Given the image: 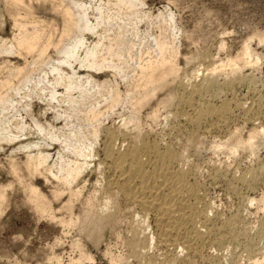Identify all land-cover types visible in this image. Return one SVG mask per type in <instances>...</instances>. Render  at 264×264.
I'll list each match as a JSON object with an SVG mask.
<instances>
[{
	"label": "bare ground",
	"instance_id": "bare-ground-1",
	"mask_svg": "<svg viewBox=\"0 0 264 264\" xmlns=\"http://www.w3.org/2000/svg\"><path fill=\"white\" fill-rule=\"evenodd\" d=\"M45 1L50 3L57 20L37 11L35 6L40 2L0 0V20L5 16L11 28L10 35H0V152L5 147L9 149L5 153L6 170L20 185L29 210L55 218L51 205L55 201V206L65 207L67 213L66 217L59 216L58 222L76 227L97 243L102 230L119 219L121 210L117 203L121 199L136 209L129 239L132 255L147 257L151 248L170 246L168 264H186L207 241L221 250L224 244H229L226 233L233 231L237 217L230 216L219 231L211 226L209 208L199 210L200 205L197 208L200 196L198 185L190 180L192 170L179 166L183 152L168 144L162 146L154 138L149 140L141 133L140 116L153 99L147 112L151 121H155L162 108L175 102V108L167 113L179 114L193 127L187 134V146L195 147L198 129L206 125L225 128L234 115L251 117L253 106L235 102L238 112L234 114L228 100L222 98L214 106L202 98L208 95L219 98L221 90L234 82L254 83L251 77L234 74L238 73L239 65L255 63L258 56L251 59L253 54L245 41L239 54L220 60L209 72L201 73L199 80L189 83V89L178 82L181 92L176 90V94L167 88L179 71L171 13L158 11L153 18L167 20L172 44L168 45L160 30L158 37L152 38L156 52L152 55L145 51L142 59L139 54L132 70H126L121 64L133 60V39L129 37L137 38L139 53V44L145 38L137 28L142 17L150 16L138 10L142 0H106L91 11L79 0H59L53 6L52 0ZM99 26L104 27L103 32H99ZM87 33L93 36L90 41ZM263 34H257L260 42H264ZM216 68L232 76L218 83L213 76ZM165 87L167 92L158 97L157 93ZM117 107L127 109L123 114L119 111L120 124L104 125ZM261 136L264 125L260 130L250 131L245 139L234 140L229 152L234 153L242 146L254 149L255 138ZM220 145L224 143L214 144ZM17 153L23 157H16ZM86 170L94 171L96 187L91 195L81 199L80 189L73 183ZM36 175L53 184L48 194L33 182ZM249 176L241 175L238 180L251 184L249 180L255 175ZM11 183L0 184V210L9 202L5 189ZM232 188L233 191L236 186ZM64 193L66 197L61 198ZM148 228H152V233L147 232Z\"/></svg>",
	"mask_w": 264,
	"mask_h": 264
},
{
	"label": "rangeland",
	"instance_id": "rangeland-1",
	"mask_svg": "<svg viewBox=\"0 0 264 264\" xmlns=\"http://www.w3.org/2000/svg\"><path fill=\"white\" fill-rule=\"evenodd\" d=\"M57 1L59 0H52V6ZM79 1L88 5L91 11L96 5L106 0H101V2L100 0ZM109 1L113 2L114 0ZM37 2L40 3L35 7L40 14L57 20V15L54 14L52 8H49L48 1L32 0V4ZM110 2L109 7L111 6ZM138 10L150 15L142 17L137 24L139 35H143L145 38L139 44L141 48L139 53L135 44L137 38L129 37L133 39L131 50L133 60L128 59L121 65L126 70H132L134 61L138 60L139 54L141 59L144 58L145 51L153 55L156 52V46L152 38L158 37L160 30L163 31L161 35L167 40L168 45L172 44V38L169 37L170 30L166 24L167 20L153 18L158 11L171 13L176 35L173 44L178 51L176 64L179 71L177 79L175 78V81L168 84L170 86L167 88L172 89L176 94V90L181 92L178 82L186 84V88L189 89V83L199 80L201 73L209 72V68L219 65L220 60H225L228 57L233 58L239 54L245 41L249 44L253 54L251 59L255 60V57L258 56L255 63L252 61L247 65H239V67L237 65L238 73L234 74L251 77L254 79V83L248 85L245 82H234L221 90L219 98L211 96V99L209 95L202 98L214 106H218L222 98L228 100L234 114L238 112L234 106L235 102L240 101L243 106H253L255 113L253 112L249 119L234 115L225 128L206 125L205 128L198 129L195 147L187 146V134L193 130V127H190L191 125L179 114L167 113L168 109L175 108V102L172 103L173 106L172 104L169 106L170 108H162L157 120L151 121L147 112L154 103L153 99L142 109L140 122L143 119L141 122L143 132L141 131V133H145L144 135L149 140L154 138L162 146L168 144L178 152H183L184 162L180 161L179 166L192 170L190 180L198 185V196L201 198L198 197L197 208L200 207L199 210L209 208L207 210L211 217V226L219 231V229H223L222 225L232 218L230 216H236L238 220L235 221L233 231L230 234L226 233L229 244H224L226 246L220 250L216 249L213 243L207 241L204 243L205 245H201L203 246L201 249L198 248L197 254L191 258L192 261L186 264H264V136L255 138L254 149L242 146L234 153L229 152V147L236 139H245L250 131L260 130L264 125V42H260L257 37L258 33H264V0H142L138 5ZM90 15L93 16L94 12H90ZM2 18L0 20V35H10L9 21L6 17ZM98 29L99 32L104 31L103 26H99ZM146 31L152 37H149ZM86 35L88 41L93 38L88 33ZM224 68L227 71L229 67ZM216 70L218 68L214 70L213 76L218 83L232 76L228 72L225 74V72ZM168 89L165 87L164 90L157 93V96H163ZM252 102L255 103L251 105ZM38 106L37 104L34 108L36 109ZM120 110L121 114L127 112L125 108L117 107V110L115 108L111 114L114 116L110 115L113 119L109 116L104 125L111 124L115 127L120 124ZM262 114L263 116H261ZM131 130L129 131L132 132ZM219 142H223L224 145L214 146ZM4 150L0 152V184L12 183L5 189L9 202L6 201L0 210V264H168L166 259L170 256V246L169 249L168 246L164 248L162 245L151 248L147 255L148 258L131 254L129 239L132 235L131 227L136 222V209L130 205L128 207L121 199L118 201L121 203H117L121 210L118 211L119 219L115 224L105 227L104 231L102 230V238L100 237L97 243L90 241L89 238L88 240L76 227L59 223L57 218L66 217L67 213L65 207L57 208L55 201L51 205L56 219H49V216L39 212L33 214V211L27 207L20 185L6 170L8 166L5 153L7 154L9 149L5 147ZM18 156L23 157L20 153L16 154V157ZM245 173L247 174L245 175ZM249 173L255 175L249 180L251 184L246 185L239 182L238 178L241 175L250 177L249 175L252 174ZM95 177L93 170H88V173L86 170L82 174V178L80 177L76 183H73V185L76 184L74 187L80 189L81 199L94 192ZM32 180L45 194H48L49 189H52L51 182L46 183L43 178L37 177V175ZM230 185L236 186V192L232 191L233 188ZM65 195L66 193L61 198H65ZM81 199L79 197V201ZM75 201L78 205V199ZM24 202L26 204H23ZM148 221L150 223V220ZM235 227L237 231H235ZM147 232L152 233V228H148ZM139 243L140 241H138V245H141ZM209 245L211 246L209 247Z\"/></svg>",
	"mask_w": 264,
	"mask_h": 264
}]
</instances>
